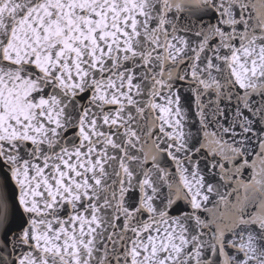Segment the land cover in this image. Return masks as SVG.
<instances>
[{
	"label": "snow or ice",
	"instance_id": "1",
	"mask_svg": "<svg viewBox=\"0 0 264 264\" xmlns=\"http://www.w3.org/2000/svg\"><path fill=\"white\" fill-rule=\"evenodd\" d=\"M0 264H264V0H0Z\"/></svg>",
	"mask_w": 264,
	"mask_h": 264
}]
</instances>
